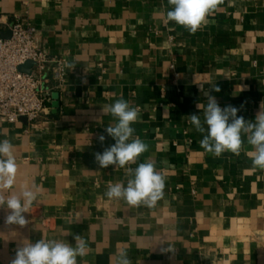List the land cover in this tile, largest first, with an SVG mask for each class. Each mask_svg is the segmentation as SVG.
Wrapping results in <instances>:
<instances>
[{
    "label": "crops",
    "instance_id": "obj_1",
    "mask_svg": "<svg viewBox=\"0 0 264 264\" xmlns=\"http://www.w3.org/2000/svg\"><path fill=\"white\" fill-rule=\"evenodd\" d=\"M169 7L167 0H0L2 20L34 25L44 51L66 59L48 119L31 129L24 119L0 122V140L15 146V190L37 192L24 227L5 224L8 211L0 209V264L26 240L74 245V234L89 244L79 264H115L118 247L132 264H264V171L252 168L246 142L239 156L206 153L204 134L187 118L201 114L208 92L254 121L264 103V0H222L195 34L166 22ZM120 97L141 109L132 126L149 150L137 163L151 159L166 178L153 209L104 195L109 181L126 183L124 169L95 160L115 142L102 106Z\"/></svg>",
    "mask_w": 264,
    "mask_h": 264
},
{
    "label": "clouds",
    "instance_id": "obj_2",
    "mask_svg": "<svg viewBox=\"0 0 264 264\" xmlns=\"http://www.w3.org/2000/svg\"><path fill=\"white\" fill-rule=\"evenodd\" d=\"M222 0H167L170 6L163 14L166 22H172L183 27L190 34H195L207 26L209 17L216 11ZM203 90V89H202ZM212 90L219 92L215 85ZM206 103L198 104L201 114H191L188 122L203 139L200 147L206 153L219 158L225 152L239 156L248 146L247 155L251 159L252 168L264 171V103L256 114L254 121L238 116L240 109L233 105L221 107L215 96L205 92ZM103 115L111 116L112 122L105 127L108 137L115 142L106 147L103 152L95 153V160L101 169L114 166V169H124V181L107 184L104 195L109 200H122L131 208L146 207L153 209L164 198L166 178L157 169L151 159L137 163L139 157L149 150L148 144L139 136H134L132 125L141 119V109L132 105L123 97L113 103L102 106ZM105 135L98 140L105 142ZM14 144L10 139L0 140V209L8 214L5 224L24 227L29 220L24 215L37 201V192L24 187L15 190L17 183L18 164L14 154ZM131 165H137L131 167ZM75 244L55 238H41L36 242L24 241L16 248L15 257L10 264H79L78 258L88 255V241L80 234H74ZM163 251H173L169 246ZM115 264H132L128 251L117 248L113 254Z\"/></svg>",
    "mask_w": 264,
    "mask_h": 264
},
{
    "label": "built area",
    "instance_id": "obj_3",
    "mask_svg": "<svg viewBox=\"0 0 264 264\" xmlns=\"http://www.w3.org/2000/svg\"><path fill=\"white\" fill-rule=\"evenodd\" d=\"M9 33V37L3 34ZM27 62L33 65L21 71ZM66 59L49 56L39 30L21 19L0 18V122L26 120L39 126L55 110L54 94L64 83Z\"/></svg>",
    "mask_w": 264,
    "mask_h": 264
},
{
    "label": "water",
    "instance_id": "obj_4",
    "mask_svg": "<svg viewBox=\"0 0 264 264\" xmlns=\"http://www.w3.org/2000/svg\"><path fill=\"white\" fill-rule=\"evenodd\" d=\"M3 37H9V33L3 34ZM32 65H33L32 62H27L25 65L20 67V70L21 71H25V70L29 69ZM54 99H55V102L53 103V106H54V108L56 110L58 108V106H59V100H58L59 99V94L58 93L54 94Z\"/></svg>",
    "mask_w": 264,
    "mask_h": 264
}]
</instances>
